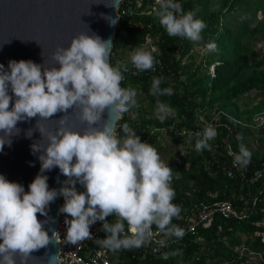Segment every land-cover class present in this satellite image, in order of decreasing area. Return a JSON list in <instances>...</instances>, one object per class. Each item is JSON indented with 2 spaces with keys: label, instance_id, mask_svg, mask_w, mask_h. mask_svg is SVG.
I'll use <instances>...</instances> for the list:
<instances>
[{
  "label": "clouds",
  "instance_id": "9594fccd",
  "mask_svg": "<svg viewBox=\"0 0 264 264\" xmlns=\"http://www.w3.org/2000/svg\"><path fill=\"white\" fill-rule=\"evenodd\" d=\"M156 18L170 37H181L193 42L202 39L205 23L185 12L176 0H155ZM114 23V22H113ZM38 43V42H37ZM215 43H207L205 51H215ZM112 43L99 36L80 33L73 37L67 48L58 47L53 58L60 67L47 68L31 60H10L8 69L0 64V151L5 144L11 146L12 135L18 134V121L39 115L36 128L47 143L35 142L32 152L40 153V172L28 185L8 181L0 174V264H28L31 252L57 241L58 232L48 235L44 225L54 222L48 215L50 202L62 196L64 204L59 213L66 214L67 228L64 240L76 245L92 239L90 226L102 222L101 230L107 235L97 243L114 252L139 248L148 243L152 226L165 237L182 238L185 232L172 223L181 208L172 201L175 191L171 187L173 169L166 164L156 148L141 142L136 132L123 124L118 136L117 123L122 114L137 107L136 92L120 86L126 64L110 63ZM131 64L138 71L154 70L155 58L150 51L134 47ZM43 69V70H42ZM162 78L154 77L152 95H171L168 88H161ZM14 94V103L10 108ZM79 109V119L86 122L82 131L66 127L65 116L58 121L55 131L46 130L41 120H48L58 112ZM108 111L109 119L101 120ZM169 109L157 104V116L164 119ZM102 122V123H101ZM28 137H31L29 131ZM195 137V149L211 150L208 141L217 132L212 125L202 131L187 133ZM236 139L242 141L241 134ZM234 163L247 165L251 152L243 143L234 153ZM58 167L67 177L59 189H49L44 175ZM80 184L84 191H77ZM45 217L38 220L37 214ZM71 219H68V217ZM115 216V222L106 218ZM127 223V231L125 230ZM163 243V241H160ZM58 254L49 257V264H57Z\"/></svg>",
  "mask_w": 264,
  "mask_h": 264
},
{
  "label": "trees",
  "instance_id": "16d2710c",
  "mask_svg": "<svg viewBox=\"0 0 264 264\" xmlns=\"http://www.w3.org/2000/svg\"><path fill=\"white\" fill-rule=\"evenodd\" d=\"M176 2L205 23L200 41L170 37L154 14L155 0H123L119 7L118 13L125 11L131 15L124 14L117 20L110 63L127 65L129 70L123 72L120 86L134 90L137 97L143 96L146 105L136 102L137 107L122 114L117 123L118 136L123 135L121 127L126 123L140 139L150 132L155 139L163 132L175 145L195 146V137L191 140L188 135L176 137L175 130L202 131L207 126L199 120L202 117L215 128L217 135L208 141L210 151H188L178 158L172 168L171 187L175 191L172 202L181 208L180 214L186 215L194 213L201 204L224 201L234 205L247 201L251 207L255 201L256 212L243 221H226L216 215L208 226L197 227L192 233L186 232L184 219L178 221L174 217L172 223L185 232L182 238H177V245H172L164 254L147 255L144 259L136 256V248L114 252L105 247L111 252L112 264H240L239 255L233 250L241 243V236L264 232L263 227L252 225L264 217V170L255 183H250L252 174L264 164V129L251 128L253 117L264 115V56L260 57L251 46L252 41H264V2ZM148 41L156 49L154 70L138 71L131 62L123 60V53ZM207 43H215L216 50L206 51L196 62L200 56L194 48L199 46L205 51ZM134 70L137 75L132 74ZM154 77L162 78L161 88L170 89L171 95L151 94ZM252 91L256 92V102L250 105V100L245 101L244 97ZM158 102L165 104L175 116L160 121L153 111ZM214 116L218 119L214 120ZM237 134L242 135V141L236 139ZM153 138L147 143L153 145ZM254 140L259 144L256 150L250 148ZM240 143L251 152L250 163L236 164L245 167L243 171L233 168V154L239 152ZM229 170L233 171L232 177L227 176ZM174 174L178 176L175 178ZM106 219L114 223L116 217ZM106 235L101 231L102 239ZM198 238L202 241L198 242ZM247 244L256 251L264 249L259 238Z\"/></svg>",
  "mask_w": 264,
  "mask_h": 264
},
{
  "label": "water",
  "instance_id": "95a60500",
  "mask_svg": "<svg viewBox=\"0 0 264 264\" xmlns=\"http://www.w3.org/2000/svg\"><path fill=\"white\" fill-rule=\"evenodd\" d=\"M122 0H0V64L8 69L10 60H31L44 67L60 65L53 58L58 47L67 48L73 37L80 33L97 35L102 40L113 42L117 26V11ZM114 22V23H113ZM38 42V43H37ZM43 70V69H42ZM10 108L14 103V94ZM79 109H68L67 113L58 112L48 120H41L40 124L48 131H55L58 121L65 116L66 127L82 132L86 122L79 119ZM36 117L18 121L16 128L19 133L12 135L11 146L5 144L0 151V174L10 182L23 185L27 192L28 185L40 172L41 163L38 159L40 153L32 152V145L46 144L41 133L36 128ZM108 111L101 115V120H108ZM102 123V122H101ZM32 135L28 137L27 133ZM3 132L0 131V136ZM48 177L49 189H59L67 179L60 173L58 167L44 173ZM60 209V196L50 202L48 215L54 222L44 225L51 237L55 230L57 214ZM38 220L45 217L37 214ZM58 241V240H57ZM2 242V241H0ZM56 241L50 242L46 247L30 253L33 259L28 264H49V257L59 253ZM17 264H20L17 255Z\"/></svg>",
  "mask_w": 264,
  "mask_h": 264
},
{
  "label": "built area",
  "instance_id": "2783aa9c",
  "mask_svg": "<svg viewBox=\"0 0 264 264\" xmlns=\"http://www.w3.org/2000/svg\"><path fill=\"white\" fill-rule=\"evenodd\" d=\"M123 1V0H122ZM119 10V9H118ZM124 14L131 15L130 12L125 13L122 11L118 13L117 11V20L120 16ZM133 75H137V71L134 70L132 72ZM175 114L172 112L167 113L166 117H174ZM217 116V115H216ZM214 116V120H217ZM158 119L161 121L158 117ZM200 120V119H199ZM201 121V120H200ZM205 125H209V122H205ZM211 125V124H210ZM219 126V125H218ZM252 130L264 129V115L259 114L253 117ZM199 130L195 131L198 132ZM188 132H192L191 130L183 129L181 131L175 130L176 137H184L187 136ZM192 132V133H195ZM152 133L141 139V142H148L150 138H152ZM216 137V136H215ZM261 169L257 170L252 174L250 179V183H255L263 174L264 164H262ZM233 168H239L240 171H243L245 167L237 166L236 163H233ZM233 171L229 170L227 173L228 177H232ZM77 191H84L83 187L80 184L76 185ZM215 195H213L214 197ZM64 204V199L60 196V207ZM255 201H253V206L251 207L247 201H243L241 205H234L230 202H213L207 205L201 204L200 208H196L194 213L190 214H179L177 217L178 221H182L184 219V223L186 224V232L192 233L197 227H206L213 221V218L218 215L222 219L226 221H243L248 217L253 216L256 212ZM66 214H61L58 212L57 214V222L55 226L59 246V259L57 264H112L111 261V252L108 251L101 244L97 243L98 240L102 239L100 236L102 222L97 221L95 224L90 226V233L92 235V239H86L78 242L76 245L68 243L64 240L67 228L64 224ZM68 219H71L69 216ZM109 221V220H108ZM253 226L263 227L264 228V217L260 221L252 222ZM128 227V226H127ZM127 227L125 230L127 231ZM153 236L151 240L145 245L136 248L138 258L144 259L147 255L158 256L164 254L168 251L172 245H177L179 240L176 237H165L162 233H160L156 226H152ZM230 230V229H229ZM231 231V230H230ZM255 238H259L260 242L264 244V232L256 231L251 236L242 235L240 238L241 243L234 247V254L239 255L240 264H260V262H264V249L260 251H256L250 249L246 246L250 245ZM160 241H163L161 243ZM198 242H201L202 239L198 238ZM244 258V259H243ZM234 260H231L233 263ZM196 264V263H189ZM203 264V263H202ZM207 264V263H206ZM218 264V263H216Z\"/></svg>",
  "mask_w": 264,
  "mask_h": 264
},
{
  "label": "rangeland",
  "instance_id": "374dc122",
  "mask_svg": "<svg viewBox=\"0 0 264 264\" xmlns=\"http://www.w3.org/2000/svg\"><path fill=\"white\" fill-rule=\"evenodd\" d=\"M264 2V0H262ZM258 18L261 19V15L258 14ZM142 47L144 50L146 51H150L152 53V55L156 56V49L155 47L150 43V41H148L146 44L143 45H136L135 47ZM251 46L252 49L260 56L263 57L264 56V41L260 40V41H252L251 42ZM133 49H126L123 53V60L126 62H131L130 61V55ZM194 52H197L199 54L200 57L196 58V62L200 61V58L203 57V54L206 52L204 51L201 47L196 46L193 50ZM255 95L256 92L252 91L251 93H249V95L244 97L245 101L250 100V105L255 104L256 100H255ZM135 101L136 102H142L143 105H146V101H144V97H137L135 96ZM154 112H157V108H154L153 110ZM131 115V114H129ZM133 117V115H132ZM200 120L202 122H204L203 118L201 117ZM153 138V137H152ZM151 138V139H152ZM154 140V144L153 147L156 148L158 154L160 155L161 159L168 164V166L172 169L176 166L177 164V160L180 156H183L185 153H187L188 151H193L195 150L197 152V150L195 149V146L192 144H185V145H175L171 139L164 134L163 132L160 133ZM258 142L256 140L252 141L250 148L252 150H256L258 148ZM175 178L178 176V174H174ZM115 263V261H113Z\"/></svg>",
  "mask_w": 264,
  "mask_h": 264
}]
</instances>
